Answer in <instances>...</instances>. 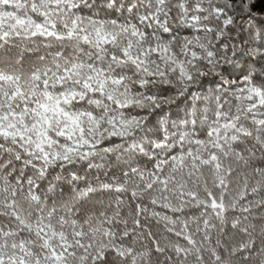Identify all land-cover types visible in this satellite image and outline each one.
Instances as JSON below:
<instances>
[{"label":"snow or ice","instance_id":"snow-or-ice-1","mask_svg":"<svg viewBox=\"0 0 264 264\" xmlns=\"http://www.w3.org/2000/svg\"><path fill=\"white\" fill-rule=\"evenodd\" d=\"M0 264H264V0H0Z\"/></svg>","mask_w":264,"mask_h":264},{"label":"trees","instance_id":"trees-1","mask_svg":"<svg viewBox=\"0 0 264 264\" xmlns=\"http://www.w3.org/2000/svg\"><path fill=\"white\" fill-rule=\"evenodd\" d=\"M44 54L43 51H39V52H27L25 53V57L26 58H30L32 60H35L37 55H42ZM243 71V67L242 66H237V68L235 69V75H238L240 72ZM205 87H210L209 85H205ZM181 116L184 115L183 112L180 113ZM117 164H126V161H119V162H114V163H110L108 165L107 168H100V169H91V170H87L92 176H100L101 179H104V174L105 172L111 173L114 170L116 171V174L119 175V169L117 168ZM78 169L80 168L79 165L76 166ZM124 171H127V168L125 167L123 169ZM57 172H59L60 170L57 169Z\"/></svg>","mask_w":264,"mask_h":264}]
</instances>
